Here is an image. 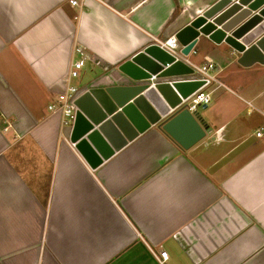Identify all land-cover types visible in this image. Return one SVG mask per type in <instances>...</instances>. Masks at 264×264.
<instances>
[{"label": "crops", "instance_id": "1", "mask_svg": "<svg viewBox=\"0 0 264 264\" xmlns=\"http://www.w3.org/2000/svg\"><path fill=\"white\" fill-rule=\"evenodd\" d=\"M74 1L0 0V264H264V118L244 103L264 110V62L200 35L182 61L211 60L228 89L194 111L205 138L183 150L142 105L140 128L118 109L116 150L92 169L71 142L82 116L62 128L48 110L74 48L78 96L115 106L135 84L123 66L219 0ZM184 73L170 85L200 82Z\"/></svg>", "mask_w": 264, "mask_h": 264}, {"label": "water", "instance_id": "2", "mask_svg": "<svg viewBox=\"0 0 264 264\" xmlns=\"http://www.w3.org/2000/svg\"><path fill=\"white\" fill-rule=\"evenodd\" d=\"M200 35H217L221 42L237 53L246 58L255 54L264 62V0L216 2L176 36L182 57L189 55ZM124 67L136 72L131 75L135 84L127 88V96L120 98L117 105L112 106L103 95L98 98L91 91L81 94L74 102L77 115L82 116L83 122L71 142L90 168L98 167L116 150L110 123L120 118L118 109L140 128L143 118L134 112L133 107L142 105L141 112L148 120L144 128L158 123L159 128L183 150L205 138L204 126L198 114L181 104L174 92L177 90L182 99H187L202 83L174 81L170 85L173 83L170 79L178 78L185 71L184 74L192 72L182 60H176L154 43L135 54Z\"/></svg>", "mask_w": 264, "mask_h": 264}, {"label": "built area", "instance_id": "3", "mask_svg": "<svg viewBox=\"0 0 264 264\" xmlns=\"http://www.w3.org/2000/svg\"><path fill=\"white\" fill-rule=\"evenodd\" d=\"M70 4L78 6L77 2L74 0H70ZM159 45L169 54L173 55L176 60L185 59L180 54V45L176 39V36L168 38ZM73 55L76 57V59L72 61L71 68L66 79L65 90L57 96L52 104L48 106V110L50 112H58L60 114L62 128H71L76 118L78 109L74 102L79 95V90L71 84V80L80 77L81 70L83 69L85 62L88 60V55L86 54L85 50L80 47L76 46L74 48ZM183 63L187 65L192 70V72L199 76L198 80L202 83L200 90L195 92L186 100L181 101V104H184L190 112L196 111V108L200 105H208L211 102V94L215 90L221 88L228 90L224 84L217 80L216 75L214 74L215 65L211 60H207L201 66H195L187 60H184ZM244 103L247 107L248 115L252 114L253 112H257L264 118V110H258L247 101H244ZM255 136L261 137L262 129L257 130ZM166 259L167 253L165 251H161L158 255L159 263L164 264Z\"/></svg>", "mask_w": 264, "mask_h": 264}]
</instances>
